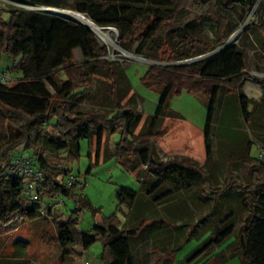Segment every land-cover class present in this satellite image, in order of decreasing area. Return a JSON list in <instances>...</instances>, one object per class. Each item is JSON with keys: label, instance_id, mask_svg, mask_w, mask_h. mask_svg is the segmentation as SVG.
Returning <instances> with one entry per match:
<instances>
[{"label": "trees", "instance_id": "1", "mask_svg": "<svg viewBox=\"0 0 264 264\" xmlns=\"http://www.w3.org/2000/svg\"><path fill=\"white\" fill-rule=\"evenodd\" d=\"M10 1L68 6L65 0ZM147 1L72 0L69 4L70 9L84 13L96 25L115 27L119 44L128 52L141 55L147 42L154 43L156 52L147 49L143 54L153 62L146 67L141 81L156 90L159 97L137 132L140 113L133 102L136 91L125 80V69L107 57V47L98 42L89 27L58 14L0 1V61L5 56L15 61L7 68L0 67L13 78L9 84H0V229L17 222L46 220L51 207L66 198L72 202L68 217L64 221L51 218L60 260L69 255L81 256L75 252L77 249L86 250L100 240L101 264H131L129 240L144 238L145 232L161 234L171 224L175 227L155 209V203L162 201L163 196L170 197L171 187L167 186H172L200 200H213L209 211L198 220V223L205 218L211 221L208 237L176 264H208L216 254L214 249L232 237L235 230L236 245L232 252L226 247L224 253H217L216 261L222 263L231 254L239 253L240 264H264V239L254 240L250 236L252 230L264 233V142L262 149L258 147V154L252 155L255 141L242 128L246 125L264 141L261 124L255 123L256 116L261 117L264 99L249 98L243 91V84L249 79L245 50L233 43L201 61L177 63L223 43L227 25L236 27L241 19L222 13L221 6L231 7L234 0H161L156 7ZM240 1L249 6L256 4L258 26L264 32V0ZM5 12L7 20L3 17ZM201 18L213 22V40L192 37L188 32V26ZM164 43L170 45L171 51L160 54ZM257 45L264 49V36L258 38ZM93 74L110 80L108 89H104L110 106L74 110ZM124 87L125 93H120ZM260 87L264 92V82ZM183 90L201 96L206 107L204 165L187 157L163 160L153 142V138L163 135L161 126L170 110L169 99ZM129 91L132 92L121 103ZM113 133L119 135L113 153L117 164L128 172L141 166L136 175L137 192L123 186L116 188L117 210L126 206L130 212L140 214L146 204L149 215L136 216L133 224L125 226L114 212L101 217L90 230H79L80 212L89 208L96 214L99 208L77 191L81 182L69 174V165L79 157L81 140L94 139L99 147L104 135L102 142L107 149ZM18 148L29 149L31 154L14 155ZM62 151L66 154L62 155ZM18 157L42 169V178L32 181L20 174L14 164ZM95 158L98 159V152ZM235 161L243 166V182L231 170ZM221 164L227 169L225 184L209 187L205 166L213 171ZM232 190L240 196V212L237 214L233 205H228L219 219L215 212L218 200L230 196ZM33 193L36 198H31ZM142 196L150 204L141 201ZM238 221L240 225L236 228ZM184 225L190 227V222L180 223L176 228ZM182 238L187 241L190 235ZM182 245L183 242H178L169 249L161 246L160 251L165 254L159 255L153 264H167L171 253Z\"/></svg>", "mask_w": 264, "mask_h": 264}, {"label": "rangeland", "instance_id": "2", "mask_svg": "<svg viewBox=\"0 0 264 264\" xmlns=\"http://www.w3.org/2000/svg\"><path fill=\"white\" fill-rule=\"evenodd\" d=\"M71 1L72 0H65L64 3L68 6H65L64 8H70L69 4ZM158 1L161 0H148L147 2L151 4L152 7H156L158 5ZM230 6L231 7L221 6L222 13L228 16L232 15L235 19L241 18L239 19L238 25L236 27H231L228 24L226 27L227 35L223 43L214 46L211 51L205 54L217 53V51H219L225 43H234L238 47L243 48L246 54V71L249 76V79L246 81L251 82L254 85L253 87H249L250 83H246V86L243 84V91L249 98L260 101L264 99V92H262L260 87V84L264 82V49H260L257 45V40L259 37L264 36V32H262L258 26L259 16L256 13V4L249 6L240 0H234ZM3 17L7 20L8 13L5 12ZM74 20L77 19L74 18ZM81 24L86 25L83 22H81ZM145 24L146 23L142 24L141 28L145 27ZM213 27V22H211V20L201 18L198 23H191L187 30L192 37H204L206 39L213 40L215 38ZM112 28L114 29L111 33H103L95 29V34L98 38V42L107 47L110 58L115 60V62L120 64L125 69L127 74L125 80L130 82L132 88L136 91L133 102L140 113L139 121L137 127L135 128V132H137L142 122L150 113H152L154 104L157 102L159 97V93L156 90L145 86L141 81V76L145 72L146 67L153 62L143 54L146 53L147 49L151 50L152 53L156 51L155 49L153 50L154 43L149 41L144 45V53L141 55L128 52L119 44L118 30L115 27ZM237 31L238 35L236 39L232 40V35ZM163 51L169 53L171 51L170 45L164 43L162 50L158 52L161 54ZM202 59L203 57L195 56L177 63H193L201 61ZM14 62L15 61L11 56H5L2 59L1 65L11 66ZM109 81V79H104L99 75H91L88 80V88L86 89L84 95L75 102L73 109L87 111L94 108H108L110 106V101L104 93V89H108ZM101 88L103 89L100 90ZM125 91L126 87L120 89V93H125ZM131 92L132 91H129L124 96L121 103L125 102ZM168 104L170 108L169 112H175L177 114L180 113L184 118L183 121L191 123L196 128H202L205 122L206 107L201 96L191 94L183 90L179 94H173L169 99ZM216 116L218 117L217 114ZM255 123L261 124V131L264 132V109H262L261 117L256 116ZM165 124L167 125V123L164 122L161 126L163 135ZM242 128L246 135H249V137L255 141L251 149V154L257 155L259 152L258 147H261L260 149H262V142L264 141H262V138L260 139L259 136L248 130L246 125L243 124ZM167 129L169 130L170 127L168 126ZM193 133L194 130H189L188 126L184 135V138H186L184 143L175 141V137L171 140V136L168 135L166 138V148L160 146L162 140L159 142L156 138H153L156 151L161 159L166 160L172 158L173 156L187 157L193 159L200 165H204V149H202V154H199L198 151L201 149L200 143ZM262 137H264V134H262ZM103 138L99 147L96 146L94 139L91 141L87 139L81 140L79 157L69 165V174L75 176L76 180L81 182V184H78L77 186V191H81L83 196L89 199L93 207L99 208V212L96 214L89 208H84L80 212L77 224L79 230H90L92 226L97 223V219L100 220L101 217L108 216L114 212L120 220L123 221L124 219L125 224H127L128 219L130 218V216L127 217L129 210L126 206H122L121 209L117 210L116 188L123 186L136 192L139 188L134 175H137L138 169L141 166L132 170L133 175L122 169L115 161L113 155L114 144L118 141L119 135L113 133L109 137V144L111 147L108 149L110 154L107 156H105L106 154L103 149ZM167 145H170V150H168L169 148ZM96 152H98L99 159V162L97 163L95 162L94 157ZM13 154L26 156L30 155L31 152L29 149L18 148L13 151ZM61 154L64 155L66 152L62 151ZM89 155H93L92 159ZM204 169L207 173V185L209 187H212L213 185L221 186L225 184V176L227 174L225 164H221L218 169H212L213 171H211V168L207 166H205ZM231 170L237 175L240 182L244 181L243 166L240 161H235L231 165ZM168 187H171L169 188L170 197L165 199L163 196V198L160 199L162 201L155 203V209L156 211H159V214H163L167 220L173 222L175 227L171 224L169 229L161 233L160 236L153 240L152 243L159 246L172 245L174 242H183L184 239L182 237L189 234V242H187L186 247H184V252L188 254L192 249L199 245L200 242L204 241L206 237H208L209 230L212 228L211 221L205 218L203 221L198 223V220L200 217L205 216V214L209 211L213 200H200L198 197L190 194V192L179 190L172 186H167V188ZM239 198L240 196H236L233 190L231 191L230 196L219 198L218 206L215 208L218 218L220 219L227 212L228 205H233L234 211L238 214L240 212ZM64 200L68 199L64 198ZM67 203L72 205L71 201ZM165 206H167V209H165ZM50 219L51 218L46 219L48 222H45L43 219L34 220L32 222H17L19 224L14 223L13 225H9L8 228L0 229V261H7V258L10 257L11 251L14 248L12 245L14 239L18 236H26L28 238V247H26L25 253L26 255L23 254V258L18 260L19 263L16 264H67L65 260H60L59 258V247L56 245V241H54L55 239L52 236L54 235L55 229L54 225L52 223L50 224ZM167 220L164 219L165 222H168ZM188 221L190 222V227L184 225L180 228H176V225L180 223H187ZM196 224L197 226H195ZM239 225L240 222L238 221L236 223V228ZM191 230L193 231L192 234L189 233ZM236 232L237 231L235 230L232 237H229L214 249L213 254H216L212 257L208 264H240L241 256L239 253L231 254L222 263L216 261L217 253L220 251L221 253H224L226 247H229L230 253L232 252V249L236 245V243H233ZM250 236L254 240H260L261 238L264 239V233H259L253 230L251 231ZM15 247L18 248L17 246ZM102 247V242L97 240L86 249V253L75 258L78 262H82V259L89 257L92 263H97L102 252ZM157 249V247L151 249L152 251L150 254L152 259L154 258L152 260L153 263L156 262L160 255L156 253ZM172 258L173 257L170 256V259Z\"/></svg>", "mask_w": 264, "mask_h": 264}, {"label": "crops", "instance_id": "3", "mask_svg": "<svg viewBox=\"0 0 264 264\" xmlns=\"http://www.w3.org/2000/svg\"><path fill=\"white\" fill-rule=\"evenodd\" d=\"M1 62H2V60L0 61V67H2V68H7L8 67V65H1ZM246 83H248V84L250 83L249 87H253L254 86L253 83L247 82V81L244 82L245 86H246ZM154 107H155V104H154ZM153 110H154V108H153ZM153 110H152V112H153ZM183 120H184V118H183V116L180 113L177 114L175 112H172V113L168 112L166 117H165V120H164V122L167 123V125L165 124V129H163L164 130V135H162L160 138L156 137V139L159 142H160V140H162V143L160 144V146H163V147L166 146V142H167L166 138H167L168 135L171 136V140H172L173 137H175V141H179V143H181V142L184 143L186 141V138H184V135L186 133L187 127L189 126V130H191V131L194 130L193 135L197 137V140L199 141L200 148H201V149H199L198 152H199V154H202V149H204V152H205L204 140H203V126H202L201 129L199 127L196 128L191 123H188L187 121H183ZM168 126L170 127L169 130L167 129ZM166 129H167V131H166ZM104 138H105V136H104ZM104 138H103V140H104ZM169 146L170 145H167V147L169 148L168 150H170ZM183 146H184V144H183ZM103 147H104L103 149H104L105 154H106L105 156L109 155L110 151L108 149H110L109 147H111L110 144H108V148L106 149V146L103 143ZM113 153H114V151H113ZM22 156H24V155H22ZM89 156L92 159L93 155L92 156L89 155ZM94 157H95V154H94ZM98 160L99 159L95 158V162L96 163L99 162ZM129 172L131 174H133L132 171H129ZM134 177H135V180H136V175H134ZM138 190H139V188H138ZM141 201H143L145 203L147 202L145 197H143L141 199ZM67 202H69V201L68 200H64L63 203H59V204H56L53 207H51L50 216H48V218L57 219L58 221H64L68 217L69 212L72 209V205L67 203ZM147 203L150 204L149 202H147ZM145 205L142 206L143 209H141L140 214H137L134 211H131V212L129 211V214L127 215V217L130 216V218L128 219V223L129 224L128 223L125 224L124 219H123V221L120 220L121 224H123L125 226H129V225L133 224L136 221V219H137V217L139 215H141V214L142 215L143 214L144 215L145 214L149 215L150 210L147 209L146 207H144ZM139 211H140V209H139ZM142 211H143V213H142ZM52 219H50L49 221H50V224L52 223L54 225V222H53L54 220H52ZM43 220H45V219H43ZM99 221L100 220L97 219V222H99ZM28 222H32V221H28ZM45 222H48V221L45 220ZM17 224H19V223H17ZM144 235H145L144 238H142L141 236H137L136 238H133V239L129 240L130 241V246H131V249H132L131 250V264H153L152 260L154 258L152 259L151 254H150L151 251H152L151 250L152 248H156V247L158 248L157 252H156L157 254L162 255V253H163V252L160 251L161 248H162L161 246H159V245H157L155 243L154 244L152 243L153 240L157 239L160 236L159 233L150 234L148 232H145ZM187 242H189V240L183 241V245H182L181 249L176 251V252H174L173 254L171 253V257H173V258L172 259L169 258L170 261H168L167 264H176V262H178V261H180V260H182L184 258V256L186 255V253L184 252L185 251L184 247H186V243ZM12 245L14 246V248L11 251L10 257L7 258V261H4V262L0 261V264H3V263H6V264L19 263L18 260H21V258H23V256H24L23 254L26 253V247H28V238L26 236H18L16 239H14ZM174 245H175V242L172 245H164L163 247H166V249H169V247L172 248ZM15 246H17L18 248H16ZM75 252L76 253L80 252L81 255H83L84 253H86V250L77 249ZM180 253H181V255H180ZM163 254H165V253H163ZM75 257H77V256H72V255L67 256L65 258L66 263L67 264H84L85 262H87L88 264H101L100 257H99V260H98L97 263H92L91 259L89 257L82 259V262H78ZM21 262H23V261H21Z\"/></svg>", "mask_w": 264, "mask_h": 264}, {"label": "built area", "instance_id": "4", "mask_svg": "<svg viewBox=\"0 0 264 264\" xmlns=\"http://www.w3.org/2000/svg\"><path fill=\"white\" fill-rule=\"evenodd\" d=\"M0 1L4 2V3L12 4V5L17 6V7L30 9V10L45 11V12L58 14V15H61L63 17H65L64 15H71L70 13L72 12V11H69L70 8L67 9V8H58V7L47 6V5L22 4V3H16V2H13L10 0H0ZM71 16H73V15H71ZM65 18H67V17H65ZM67 19H69V18H67ZM86 26H88L94 32V34H95V29H97V30L99 29L103 33L105 31H109V30L114 29L110 26H98L94 22L92 25L86 24ZM95 36H96V34H95ZM107 57L109 59H111L110 54H108ZM12 81H13V78L11 77V75L8 72L0 70V84H9ZM14 164H15V166H16V168L20 174L26 176L28 179H31L32 181L41 179L43 176L42 169L30 164V161L28 159L18 157L17 159L14 160ZM71 178L72 177L70 176L68 180H70ZM31 198H36V194L33 193L31 195ZM84 264H88V263L85 262Z\"/></svg>", "mask_w": 264, "mask_h": 264}, {"label": "bare ground", "instance_id": "5", "mask_svg": "<svg viewBox=\"0 0 264 264\" xmlns=\"http://www.w3.org/2000/svg\"><path fill=\"white\" fill-rule=\"evenodd\" d=\"M71 15H73L76 19H78L79 21H81V22H83V23H86V24H93V22H92V20L88 17V16H86V15H83L82 13H80V14H75V12H71L70 13ZM99 30V29H98ZM100 31V30H99ZM101 32V31H100ZM105 32H107V33H111V32H113V30H109V31H105ZM104 35V34H103ZM237 35H238V31L237 32H235L233 35H232V40H234V39H236V37H237Z\"/></svg>", "mask_w": 264, "mask_h": 264}, {"label": "water", "instance_id": "6", "mask_svg": "<svg viewBox=\"0 0 264 264\" xmlns=\"http://www.w3.org/2000/svg\"><path fill=\"white\" fill-rule=\"evenodd\" d=\"M69 11H72V12H75V14H80V13H82V12H79V11H77V10H74V9H69ZM83 15H85L84 13H82ZM65 17H67V18H69V19H71V20H74V18L75 17H73V16H71V15H64ZM76 19V18H75ZM74 21H77V22H81V21H79L78 19L77 20H74ZM88 27V26H87ZM230 43H225L224 45H222V47L220 48V49H222L223 47H225V46H227V45H229ZM219 49V50H220ZM209 55H211V53H208V54H201V55H199V57H203V58H206V57H208Z\"/></svg>", "mask_w": 264, "mask_h": 264}]
</instances>
